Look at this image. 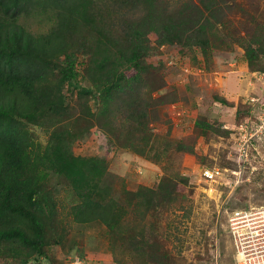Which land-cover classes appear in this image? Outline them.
Returning a JSON list of instances; mask_svg holds the SVG:
<instances>
[{
    "label": "trees",
    "instance_id": "obj_1",
    "mask_svg": "<svg viewBox=\"0 0 264 264\" xmlns=\"http://www.w3.org/2000/svg\"><path fill=\"white\" fill-rule=\"evenodd\" d=\"M102 8L112 14L103 15ZM259 9L246 0H0V259L26 264L59 241L52 234L58 213L53 179L76 200L69 207L73 223H97L111 235L131 224L139 205L134 200L154 191H130L120 181V201L105 160L76 156L74 142L97 130L106 149L143 154L154 115L148 99L165 86L163 67L146 59L152 45L198 49L206 64L213 50L236 45L249 70L261 72ZM47 12L52 24L45 34L18 23L21 14ZM88 50L79 72L77 55ZM212 125L201 117L194 121L202 136L216 131ZM31 127L46 133L44 144Z\"/></svg>",
    "mask_w": 264,
    "mask_h": 264
},
{
    "label": "rangeland",
    "instance_id": "obj_2",
    "mask_svg": "<svg viewBox=\"0 0 264 264\" xmlns=\"http://www.w3.org/2000/svg\"><path fill=\"white\" fill-rule=\"evenodd\" d=\"M246 4L254 10L259 6L257 18L264 22V0H246ZM111 10L102 8L103 15L112 14ZM49 17V12L21 14L18 23L27 32L45 34L52 24ZM112 18L106 22L111 24ZM190 50L178 45L150 47L147 62L163 67L165 86L153 92V100L147 98L154 115L149 118L151 138L142 155L122 149L110 154L106 137H99L97 130L72 147L76 156L105 160L114 177V196L120 201V181L130 191L145 187L154 194L134 200L139 205L133 203L131 224L111 235L97 223H73L69 207L76 200L61 181L53 179L58 213L52 234L56 238V231L59 241L44 249L46 256H34L26 264H76L78 259L79 264L264 263V64L261 72L248 67L238 71L243 50L236 45L213 50L207 64L198 49ZM82 54L89 58L90 53H78L79 72L87 61ZM186 67L190 74L198 68L205 74L187 75ZM232 74L242 84L229 90L225 80ZM78 81L88 85L81 77ZM216 98L226 105L216 103ZM197 117L216 131L200 135L194 126ZM31 128L36 142L44 144L46 133ZM202 168H217L220 175L213 182L205 181ZM0 264L19 261L7 256Z\"/></svg>",
    "mask_w": 264,
    "mask_h": 264
},
{
    "label": "built area",
    "instance_id": "obj_3",
    "mask_svg": "<svg viewBox=\"0 0 264 264\" xmlns=\"http://www.w3.org/2000/svg\"><path fill=\"white\" fill-rule=\"evenodd\" d=\"M184 72L185 73H187V75H192V76H197V73H199V74H205L204 72H205V70H203V69H201V68H198L197 69V71L195 72V73H193V74H190V72H191V69L190 68H188V67H186V68H184ZM71 96V95H70ZM75 96V95H74ZM73 96V97H74ZM72 97V98H73ZM255 101V100H254ZM253 101V102H254ZM173 108L174 109H176L175 108V106L173 105ZM179 112V114H177V118L178 117H180L181 118V111H178ZM175 113H177V112H175ZM182 113L184 114V111H182ZM97 134H98V136L100 137V136H103L99 131L97 132ZM110 154H114L115 153V150L114 149H110V152H109ZM200 174H201V177L205 180V181H210V182H213L214 181V179L217 177V176H219L220 175V171H219V169H217V168H212V169H208V168H202L201 170H200ZM77 260V259H76ZM76 264H79V259L77 260V263ZM258 264H264V263H258Z\"/></svg>",
    "mask_w": 264,
    "mask_h": 264
},
{
    "label": "crops",
    "instance_id": "obj_4",
    "mask_svg": "<svg viewBox=\"0 0 264 264\" xmlns=\"http://www.w3.org/2000/svg\"><path fill=\"white\" fill-rule=\"evenodd\" d=\"M241 53V55H242V58H241V62H238V63H241V64H239L240 66H239V68H240V70H238V71H248V68H247V64H246V61H245V58H244V56H243V52H240ZM244 58V59H243ZM244 62V63H243ZM222 75H226V74H224V73H221ZM250 74V73H249ZM251 75H253L252 73H251ZM225 81H229V84L227 85V87H228V89L229 90H232V88L235 86L236 88L239 86L238 85V83L240 82L241 84H242V80L239 78V77H237V76H235L234 74H232L231 76H227V79L225 80ZM234 87V88H235ZM124 153V152H123ZM132 156L131 154H129V153H124V155L123 156ZM132 158H134L133 156H132Z\"/></svg>",
    "mask_w": 264,
    "mask_h": 264
},
{
    "label": "clouds",
    "instance_id": "obj_5",
    "mask_svg": "<svg viewBox=\"0 0 264 264\" xmlns=\"http://www.w3.org/2000/svg\"><path fill=\"white\" fill-rule=\"evenodd\" d=\"M100 132V131H99ZM101 133V132H100ZM103 135V134H102ZM103 137H105L104 135H103ZM115 150V149H114Z\"/></svg>",
    "mask_w": 264,
    "mask_h": 264
}]
</instances>
